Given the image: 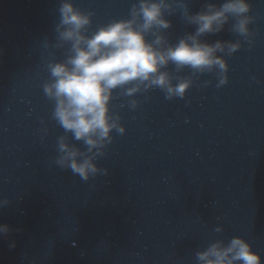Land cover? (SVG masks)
Listing matches in <instances>:
<instances>
[{"label": "water", "instance_id": "water-1", "mask_svg": "<svg viewBox=\"0 0 264 264\" xmlns=\"http://www.w3.org/2000/svg\"><path fill=\"white\" fill-rule=\"evenodd\" d=\"M91 12V34L129 17L138 0H73ZM158 47L194 34L188 17L224 0H169ZM249 34L233 19L201 42L218 51V69L162 66L184 97L138 82L115 89V129L90 152L53 118L44 94L49 65L70 46L59 39L60 0H0V264H198L210 243L239 236L264 258V0H249ZM240 47L229 54V43ZM134 105V106H133ZM93 158L83 180L56 161L60 143ZM222 231L217 232V228Z\"/></svg>", "mask_w": 264, "mask_h": 264}, {"label": "clouds", "instance_id": "clouds-1", "mask_svg": "<svg viewBox=\"0 0 264 264\" xmlns=\"http://www.w3.org/2000/svg\"><path fill=\"white\" fill-rule=\"evenodd\" d=\"M169 0H138L126 19H114L88 34L92 23L91 12L82 11L73 0H60L58 8L59 39L66 42L70 55L60 62L49 65L51 82L44 86V94L54 103L53 118L76 141H82L88 152L109 137L115 129L123 134L110 115L109 102L113 91L127 87L128 95L138 91V82L150 81L166 93V98L184 97L189 82L173 84L167 74L160 71L169 62L194 70L216 68L223 78L220 85L228 82L226 61L217 56L224 44L201 42L199 37L216 33L233 19L232 30L239 36L249 34L251 4L249 0H224L220 5L209 3L206 10L196 12L188 21L196 26L194 34L180 39L165 48L158 47L162 38L148 39L153 29H166L170 21L165 12L171 7ZM240 47L229 43V54ZM134 106V105H133ZM63 153L56 161L73 174L87 180L97 171L93 158L76 146L60 143ZM8 231L0 225V233ZM222 231L221 228L216 229ZM198 264H264V258L253 251L251 244L242 237L231 238L227 243L217 239L196 254Z\"/></svg>", "mask_w": 264, "mask_h": 264}]
</instances>
